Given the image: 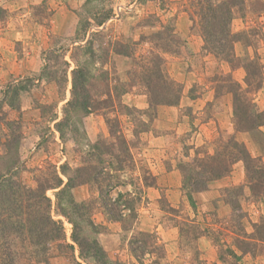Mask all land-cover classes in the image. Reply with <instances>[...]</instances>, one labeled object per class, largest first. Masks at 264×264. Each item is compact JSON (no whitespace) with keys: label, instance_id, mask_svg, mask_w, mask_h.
I'll return each mask as SVG.
<instances>
[{"label":"rangeland","instance_id":"obj_1","mask_svg":"<svg viewBox=\"0 0 264 264\" xmlns=\"http://www.w3.org/2000/svg\"><path fill=\"white\" fill-rule=\"evenodd\" d=\"M263 4L264 0H247V9L235 12L232 31L239 37L244 33L252 43L248 41L247 46L243 40L235 45L241 65L231 70L226 62L202 51L198 22L189 17L194 11L190 0H0V174L23 187L36 188L38 181L64 166L71 176L83 163L115 164L119 148L113 146L107 118L120 121L136 160L132 171L104 166L105 174L115 178L112 182L122 183L111 193L119 203L114 207L121 216L118 221L108 219L94 184L73 191L75 202L88 209H75L64 200L67 217L58 208L59 190L47 191L53 219L63 223L66 244L75 246L71 251L64 242L48 245L49 264H230L231 251L241 256L240 264H264V244L254 254H243L236 247L237 240L255 233L254 224L264 218V196H252L247 189L243 163L211 183L208 191L196 194L195 208L181 190L180 171L173 170L175 161L178 167L194 158L197 150L214 148L219 136L233 134L228 86H245L242 64L253 59L255 52L264 64ZM117 50L130 57L116 54ZM153 56L163 59L166 77L181 86L178 105L149 108L145 69L153 65ZM79 69L87 76L93 103L112 101L114 111L101 105L86 115L69 107L74 72ZM187 89L189 98L212 92L218 101L193 113L194 108L182 103ZM155 96L156 102L164 97ZM249 97L264 110V84ZM210 119L217 122L216 129L213 124L203 126ZM164 132L176 134L174 146L181 149V156L170 155L151 169L140 156L147 148L141 136ZM241 133L238 140L264 161V128ZM97 143L106 145L111 155L91 156L90 148ZM188 151L190 158L184 156ZM147 168L155 175L156 186L143 187L139 182ZM60 175L66 183L67 173ZM233 189L239 190L227 192ZM118 195L123 197L117 200ZM229 196L238 201V213L243 215L240 229L227 202ZM75 231L81 240L98 241L105 251L102 260L92 258L90 251L82 259L72 240ZM16 241L11 249L18 253L15 264H42L36 245Z\"/></svg>","mask_w":264,"mask_h":264},{"label":"trees","instance_id":"obj_2","mask_svg":"<svg viewBox=\"0 0 264 264\" xmlns=\"http://www.w3.org/2000/svg\"><path fill=\"white\" fill-rule=\"evenodd\" d=\"M255 4H257L256 1ZM246 7L247 0H190L189 8H193L194 11L189 17L191 22H198L204 43L202 51L226 62L231 70H235L241 65L240 59L236 55L235 45L243 40L247 46H250L248 41L252 43L251 40L245 37L244 33H241V37H239L238 34L232 31L235 12H244L247 9ZM115 53L130 57V54L122 50H117ZM162 61L163 59L160 56H153L151 59L153 65L150 69H145V76L147 77L145 86L149 95V108L151 110L153 107L156 108L161 105H178L182 96L181 86L166 77L167 75L161 66ZM157 64H160V66L157 67ZM242 67L246 71L245 86L239 83L229 84L228 86V92L232 95L233 134L226 137L219 136L213 143L214 148H209L207 151L197 150L194 158L178 165L182 177L181 190L193 208L196 207L195 195L208 191L211 183L229 176L238 163L244 165L247 189L252 196H264V161L260 157H254L247 146L239 141L236 136L238 132H251L264 127V110H261L255 100L249 97L251 93H257L263 87L264 64L261 63L260 56L255 52L254 58L246 64H242ZM152 77L155 81L151 80ZM86 84L87 76L84 70L79 69L74 72L73 99L69 102L70 108L78 109L86 115L99 110L101 105H105L104 109L114 111L116 104L112 101H107L104 104L93 103ZM154 94L157 96L163 95L164 97L159 98V102H156L152 98V96H155ZM106 124L109 135L114 141V148H119V155L114 157L116 162L113 165L111 163L107 164L105 160H100V167L86 166L83 163L72 170L73 175L71 176L68 174V167L64 166L61 168V172L55 170L48 175L47 179H43L42 182L38 181L36 188L23 187L21 183L13 181L12 177L7 178L0 174V255H2L0 264H15L14 259L18 253L11 249L16 247L17 239L23 240L24 243L29 240L31 244L36 245L38 250L35 254L41 257L38 262L42 264H49L46 256L50 250L48 245L58 241L66 244L63 223L55 221L52 217L53 204L52 200L47 197V191L49 190H59L56 198L61 212L65 210L63 208L65 199L75 209H88V205L75 202L73 191L78 187L94 184L97 186L102 201L101 204L108 219L118 221L121 218L114 209L115 206H119V203L113 201L111 193L122 183L112 182L115 178L105 174L107 167L104 166L107 164L112 169L114 168L120 172H123L126 168L132 171L136 166V160L131 152L132 145L121 129L120 121L117 118H107ZM90 149L93 150L92 155L91 151L88 153L91 156L111 155L110 149L100 143L95 144ZM184 156L191 157L189 151ZM66 173L68 176H66ZM60 174L66 176V183L60 177ZM139 182L143 187H153L156 186V177L147 168L143 175L139 176ZM238 190H227V192L232 193ZM122 197L118 195L117 200ZM227 202L232 209L234 221L240 229L239 224H241L243 215L240 216V213H238L240 211L238 201L229 196ZM65 213L64 211L62 215L66 216ZM72 223L76 228L77 224ZM91 225L93 227L92 231L96 233V227L93 223ZM253 228L255 233L246 234L244 239L237 240V250L243 254H254L255 249L264 244V218L260 223L254 224ZM72 240L78 245L83 260H86L84 253L89 254L90 252H92L90 254L92 258L102 260L105 251L96 239L92 241L81 240L77 237L75 231L72 234ZM66 247L71 251L75 250L74 245L66 244ZM131 250L133 255L138 258L137 249L131 246ZM229 255L232 259L230 264H240L241 256H238L235 251L229 252ZM220 259L226 263L222 256ZM75 264L81 263L76 261Z\"/></svg>","mask_w":264,"mask_h":264},{"label":"crops","instance_id":"obj_3","mask_svg":"<svg viewBox=\"0 0 264 264\" xmlns=\"http://www.w3.org/2000/svg\"><path fill=\"white\" fill-rule=\"evenodd\" d=\"M6 7L10 8V6H6ZM10 11H11V8H10ZM197 50H199V49H197ZM262 57H263V61H264V56H262ZM189 90L190 89H187L184 92L185 97L183 98L182 103H183V105L185 103V105L187 107L194 108V110H192L193 113H196L197 111L204 109V107L206 105H208L209 103H214V102L218 101V98L212 92H211V94H207L206 96L202 95V97H199V98L198 97L197 98H189L188 97ZM184 119L185 120L187 119L186 121H187V123H189V118L184 116ZM212 124L214 125V127L216 129L217 122L215 120H212V119H210L209 123H207L206 125H203V126L205 128L211 127ZM231 127L233 128V125ZM263 128L264 127H262V129ZM177 130H178V128H177ZM243 135L244 134L241 132L236 133V136L239 139L242 138ZM175 136H176V134L174 132H169V133L164 132L161 135H154V134L149 135L148 133H145V135L143 134L141 136V139L147 140V148H145L140 153V156H143L145 161L149 163V166L151 169H152V166H154L156 163L162 162V159L166 160L170 155H175V156L178 155V157L181 156V149L176 148L174 146V145H176V143L174 142V140L176 139ZM173 170H175L174 171L175 173H176V170H178L176 161L173 165ZM201 243L208 245V241H206L204 239H201ZM78 260H80V259L78 258Z\"/></svg>","mask_w":264,"mask_h":264}]
</instances>
